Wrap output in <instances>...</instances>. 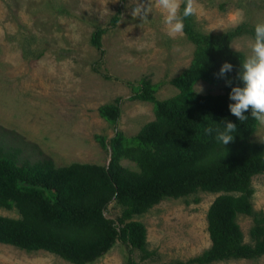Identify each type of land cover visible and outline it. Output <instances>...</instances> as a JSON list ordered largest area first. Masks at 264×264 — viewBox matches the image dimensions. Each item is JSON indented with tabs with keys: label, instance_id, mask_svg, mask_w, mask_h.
<instances>
[{
	"label": "rangeland",
	"instance_id": "1",
	"mask_svg": "<svg viewBox=\"0 0 264 264\" xmlns=\"http://www.w3.org/2000/svg\"><path fill=\"white\" fill-rule=\"evenodd\" d=\"M149 0H0V150L12 153L16 162L50 159L54 166L71 162L104 165L108 151L95 136L110 137L114 130L134 135L153 119L150 102L130 99L133 90L125 82L149 79L154 95L164 99L177 89L170 79L190 60L192 45L184 35L170 37L161 10L151 0L148 22L131 15L136 4ZM192 15L195 28L218 32L243 22H264V0H198ZM120 5L116 25L101 36L103 55L89 41L96 26H106ZM252 38L241 35L230 47L250 54ZM108 76L109 78L105 77ZM223 83L197 80L192 93H219ZM202 88V91L199 89ZM120 97L119 116L114 124L101 118L97 107ZM264 139V126L257 122L249 140ZM120 163L134 169L133 162ZM252 210L264 212V173L250 180ZM217 193L196 191L182 197L166 198L132 220L145 228L146 259L131 252L135 264H160L186 260L209 246L205 212ZM196 197L197 201L192 199ZM123 206L116 201L104 214L115 218ZM0 215L17 217L14 209L0 207ZM236 222L242 242L250 243L251 216L238 214ZM124 243L116 240L100 257L88 264H125ZM33 262V263H32ZM72 264L46 251L26 252L0 243V264ZM207 264H264V255L229 258Z\"/></svg>",
	"mask_w": 264,
	"mask_h": 264
},
{
	"label": "trees",
	"instance_id": "2",
	"mask_svg": "<svg viewBox=\"0 0 264 264\" xmlns=\"http://www.w3.org/2000/svg\"><path fill=\"white\" fill-rule=\"evenodd\" d=\"M183 8L182 4L181 13ZM120 11L119 5L106 26L91 31L89 41L98 49L96 61L104 53L101 36L116 25ZM183 23L192 52L188 65L169 80L177 92L158 99L149 79L125 82L133 90L130 99L151 103L153 119L131 136L118 130L110 137L96 135L109 151L104 165L71 162L54 166L50 159L17 163L12 153L0 150V207L18 214L0 215V243L26 252L43 250L72 264H88L118 240L128 251L125 264H135L133 250L140 252V259L153 251L145 249V228L132 216L166 198L182 197L188 203L186 196L200 190L217 193L205 212L209 246L186 260L160 264H207L264 255V212H254L250 204L251 177L264 173V139L249 140L257 125L251 110L244 113L248 119L240 122L228 107L233 103L231 88L242 86L239 74L245 60L230 42L241 35L253 38L256 24L240 22L223 31L202 32L195 28L192 16L183 18ZM226 62L232 71L220 78L219 70ZM197 80L222 82V91L192 93ZM119 104L120 97H115L99 105L97 112L114 124ZM223 121L237 125L233 142L224 147L215 131L205 132L206 128H222ZM121 159L133 162L135 168L123 166ZM112 201L123 206L115 218L104 214ZM238 214L251 216L250 243L242 242Z\"/></svg>",
	"mask_w": 264,
	"mask_h": 264
},
{
	"label": "clouds",
	"instance_id": "3",
	"mask_svg": "<svg viewBox=\"0 0 264 264\" xmlns=\"http://www.w3.org/2000/svg\"><path fill=\"white\" fill-rule=\"evenodd\" d=\"M184 5L181 13V5ZM155 5L161 10L164 16V25L170 37L183 35V18L195 15L200 7L198 0H155ZM152 11V3L146 7L144 4H136L132 8L131 15L139 18L141 22H148V15ZM238 22H243V13L237 11ZM250 54L245 58L239 74L242 86L231 88L229 99L233 103L229 104L230 113L240 122L248 119L244 113L251 110V118L264 126V22L257 23L254 27V36L249 43ZM232 71V65L224 63L219 70L218 76L224 78L226 73ZM227 84V82H226ZM202 91V88L199 89ZM222 128H206L207 135L216 132V140L222 143L223 147L234 140V133L237 125L233 122L223 121Z\"/></svg>",
	"mask_w": 264,
	"mask_h": 264
},
{
	"label": "water",
	"instance_id": "4",
	"mask_svg": "<svg viewBox=\"0 0 264 264\" xmlns=\"http://www.w3.org/2000/svg\"><path fill=\"white\" fill-rule=\"evenodd\" d=\"M107 160H109V151H108V156H107Z\"/></svg>",
	"mask_w": 264,
	"mask_h": 264
},
{
	"label": "crops",
	"instance_id": "5",
	"mask_svg": "<svg viewBox=\"0 0 264 264\" xmlns=\"http://www.w3.org/2000/svg\"><path fill=\"white\" fill-rule=\"evenodd\" d=\"M43 251V250H42ZM33 263V262H32ZM32 263H30V264H32Z\"/></svg>",
	"mask_w": 264,
	"mask_h": 264
}]
</instances>
